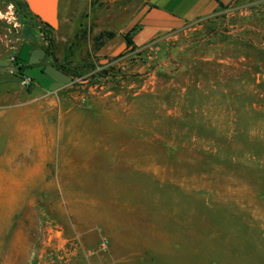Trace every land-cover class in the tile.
<instances>
[{
  "label": "rangeland",
  "instance_id": "obj_1",
  "mask_svg": "<svg viewBox=\"0 0 264 264\" xmlns=\"http://www.w3.org/2000/svg\"><path fill=\"white\" fill-rule=\"evenodd\" d=\"M141 5L73 0L55 113L0 109V264H264V0L137 45Z\"/></svg>",
  "mask_w": 264,
  "mask_h": 264
},
{
  "label": "crops",
  "instance_id": "obj_2",
  "mask_svg": "<svg viewBox=\"0 0 264 264\" xmlns=\"http://www.w3.org/2000/svg\"><path fill=\"white\" fill-rule=\"evenodd\" d=\"M15 1L19 3L22 15L16 22L0 19L1 112L7 114L35 111L53 114L56 108L55 92L70 82L55 88L57 82L54 81L51 86L53 88L49 89L31 74V68L37 67L41 71L39 77H56V72L58 75H67L57 64L53 65L51 62L53 54L49 51V28L38 20L34 10L46 16H58L63 10L66 15L72 11L73 0H64L63 3L62 0H57L56 3L54 0ZM239 1L241 0H141L142 5L134 16L140 21V28L135 33V44L143 45L159 33L185 29L232 8ZM84 2L91 7L92 0ZM110 49L111 43L102 48L101 54H108ZM28 50L30 51L26 55ZM13 56H17L19 62L25 65L27 75L34 81L28 89L23 88L19 79L8 71L9 59ZM56 79L60 80L58 77ZM2 160L8 162L12 159L6 154Z\"/></svg>",
  "mask_w": 264,
  "mask_h": 264
},
{
  "label": "built area",
  "instance_id": "obj_3",
  "mask_svg": "<svg viewBox=\"0 0 264 264\" xmlns=\"http://www.w3.org/2000/svg\"><path fill=\"white\" fill-rule=\"evenodd\" d=\"M16 2L13 0H0V19L16 20L18 12L16 10ZM8 71L11 75L17 77L23 88H30L34 81L27 75L26 67L19 62L17 56H13L9 59Z\"/></svg>",
  "mask_w": 264,
  "mask_h": 264
},
{
  "label": "water",
  "instance_id": "obj_4",
  "mask_svg": "<svg viewBox=\"0 0 264 264\" xmlns=\"http://www.w3.org/2000/svg\"><path fill=\"white\" fill-rule=\"evenodd\" d=\"M55 3L57 2V0H54ZM36 15H38V20L43 23L45 26L49 27V28H56L58 25V19L57 16L55 14H52L50 16H46V15H42L41 12L34 10ZM120 50H118L115 54H117Z\"/></svg>",
  "mask_w": 264,
  "mask_h": 264
},
{
  "label": "flooded vegetation",
  "instance_id": "obj_5",
  "mask_svg": "<svg viewBox=\"0 0 264 264\" xmlns=\"http://www.w3.org/2000/svg\"><path fill=\"white\" fill-rule=\"evenodd\" d=\"M16 5H17V8H19V3L18 2H16Z\"/></svg>",
  "mask_w": 264,
  "mask_h": 264
},
{
  "label": "trees",
  "instance_id": "obj_6",
  "mask_svg": "<svg viewBox=\"0 0 264 264\" xmlns=\"http://www.w3.org/2000/svg\"><path fill=\"white\" fill-rule=\"evenodd\" d=\"M133 31H135V29H133ZM128 40V39H127ZM129 42L131 43V41L129 40Z\"/></svg>",
  "mask_w": 264,
  "mask_h": 264
}]
</instances>
